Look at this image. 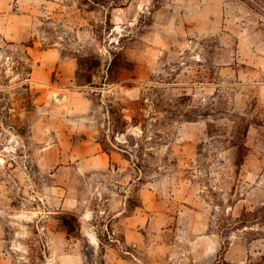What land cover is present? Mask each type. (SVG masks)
<instances>
[{"label":"rangeland","instance_id":"374dc122","mask_svg":"<svg viewBox=\"0 0 264 264\" xmlns=\"http://www.w3.org/2000/svg\"><path fill=\"white\" fill-rule=\"evenodd\" d=\"M107 11L0 0V264H264V0Z\"/></svg>","mask_w":264,"mask_h":264},{"label":"trees","instance_id":"16d2710c","mask_svg":"<svg viewBox=\"0 0 264 264\" xmlns=\"http://www.w3.org/2000/svg\"><path fill=\"white\" fill-rule=\"evenodd\" d=\"M130 0H82V3L86 4L88 6V9H94L97 6L99 7H103V8H108L109 12L107 11L106 13V20L105 22L110 24V19H111V12L110 9H113L115 7H119V6H124L127 4V2ZM77 62H78V71H77V75L78 77L80 76L79 70L81 68H91L92 64H90V57L92 55H84V54H77ZM96 64V63H94ZM115 66H119L118 62L116 59L111 60V62L108 65V72H111ZM92 84V79L91 77L88 76V78L86 79L85 84ZM136 120V117H133ZM238 122H236L237 124L235 125V131L237 132V139L236 142L233 144V146H236V164L241 165L244 161V155H245V149H246V143L244 138L247 135L248 129L250 127V125L252 124V122L250 120H247L245 118V116L243 115H238L237 116ZM123 129H121L122 132L125 131V127L128 125V120L125 119L123 117ZM260 209H262V213H261V219L262 221H264V205L262 207H260ZM257 209L256 210H249L246 211L244 210L241 215L239 217L236 218L237 221H239V224H230L227 225L225 228L228 229H232V228H239V227H243V226H248L251 225L250 223L256 222V220L258 219L257 216ZM241 225V226H238Z\"/></svg>","mask_w":264,"mask_h":264},{"label":"crops","instance_id":"0c3cea01","mask_svg":"<svg viewBox=\"0 0 264 264\" xmlns=\"http://www.w3.org/2000/svg\"><path fill=\"white\" fill-rule=\"evenodd\" d=\"M51 56L50 59L48 60L47 56ZM57 60V55L55 52L52 50H45L44 53H42V59L41 62L38 64V67H40L42 70L37 71L39 74L42 72L43 74L47 72H51L53 65L55 64Z\"/></svg>","mask_w":264,"mask_h":264}]
</instances>
